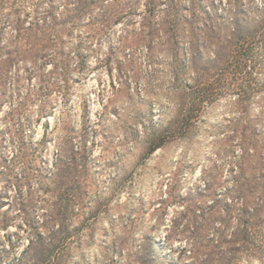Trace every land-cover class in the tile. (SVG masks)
<instances>
[{"label": "rangeland", "instance_id": "obj_1", "mask_svg": "<svg viewBox=\"0 0 264 264\" xmlns=\"http://www.w3.org/2000/svg\"><path fill=\"white\" fill-rule=\"evenodd\" d=\"M235 1L200 0L221 13ZM23 2L31 16L48 8L40 0ZM145 9L142 2L133 17L105 32L80 26L65 33L63 43L13 66L0 84V264L29 245V220L54 221L65 212L74 234L61 264H103L119 254L116 248L138 247L146 237L176 257L194 210L206 200L205 182L229 176L244 146L245 107L253 117L248 133L264 137V48L262 65L253 60L245 76L246 106L226 85L185 129L174 121L187 108L183 78L192 82L195 64L179 76L167 51L147 47L141 30L159 20L145 19ZM204 51L215 54L212 44ZM173 122L175 136L153 151ZM54 224L61 221L48 226Z\"/></svg>", "mask_w": 264, "mask_h": 264}, {"label": "trees", "instance_id": "obj_2", "mask_svg": "<svg viewBox=\"0 0 264 264\" xmlns=\"http://www.w3.org/2000/svg\"><path fill=\"white\" fill-rule=\"evenodd\" d=\"M23 1L0 0V84L13 66L32 62L63 43L65 33H73L80 26L105 32L122 19L133 17L142 2L146 7L142 16L159 20L149 32L141 30L147 34V47L158 45L167 51L166 59L175 63L179 76L185 77L195 64L192 82L183 78L182 98L187 108L174 121H183L185 129L197 120L208 99L226 85L239 94L238 103L246 106L245 100L251 95L244 81L248 67L253 60L263 63L258 57L264 48V0H236L224 13L200 0H40L48 2V8L38 9L33 16L31 12L25 14ZM159 4L164 7L157 10ZM5 17L8 22L3 23ZM151 34L157 39L148 37ZM211 44L215 54L205 56L204 48ZM182 115L184 120H179ZM251 115L247 107L241 110L244 146L229 176L205 182L200 194L206 200L194 210L179 255L158 252L146 237L138 247H115L119 254L109 256L103 264H264V137L260 139L261 131L255 129L248 133ZM254 116L259 121L260 114ZM174 122L165 127L159 141L152 143L153 151L175 136L170 126ZM58 215L54 221L47 216L29 220V245L4 264H61L74 233L68 224L69 212ZM60 221L59 227L48 226ZM164 239L170 240V233ZM162 245L166 243L158 246Z\"/></svg>", "mask_w": 264, "mask_h": 264}]
</instances>
